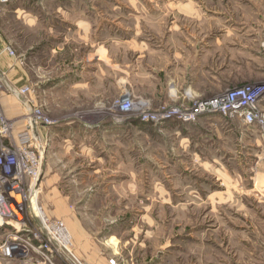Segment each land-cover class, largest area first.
<instances>
[{"label":"rangeland","instance_id":"rangeland-1","mask_svg":"<svg viewBox=\"0 0 264 264\" xmlns=\"http://www.w3.org/2000/svg\"><path fill=\"white\" fill-rule=\"evenodd\" d=\"M0 43V56L16 54L26 115L101 127L75 134L90 146L55 141L46 153L65 185L81 183L64 196L87 240L44 210L67 228L72 262L49 258L43 240L13 258L0 250V264H264V192L248 193L239 155L264 153V128L162 119L264 83V0H12L0 4ZM5 97L8 118L25 113ZM12 233L0 229V249Z\"/></svg>","mask_w":264,"mask_h":264},{"label":"built area","instance_id":"built-area-1","mask_svg":"<svg viewBox=\"0 0 264 264\" xmlns=\"http://www.w3.org/2000/svg\"><path fill=\"white\" fill-rule=\"evenodd\" d=\"M11 1L0 0V4L5 5ZM4 54L16 58L11 48H6ZM13 90L12 95L24 104L25 113L10 119L0 110V229L13 230V233L7 237L8 244L13 238L20 241H26L28 238L30 243L45 240L47 246L51 247L52 244L49 242L53 240L56 246L64 249L67 256L68 253L72 255L69 250L71 237L67 228L63 223L50 222L38 200L39 183L44 170V145L39 128L54 126L56 123L42 121L39 111L35 109H29V114L26 115V87ZM262 100H264V83L235 90L191 109L173 110L168 115L162 116V119L175 118L185 123H192L202 115L218 114L239 118L248 126L255 125L263 129L264 113L260 108ZM126 101L127 103L121 105V109L125 108L128 112V107L125 105L130 101L129 99ZM156 122H159L158 116ZM18 125L22 127L21 131L17 129ZM8 244L0 249L4 250L5 255ZM45 248L49 251L47 247ZM31 249L43 256L46 254L44 247L39 248L42 252L33 246ZM110 264L118 263L110 261Z\"/></svg>","mask_w":264,"mask_h":264},{"label":"crops","instance_id":"crops-1","mask_svg":"<svg viewBox=\"0 0 264 264\" xmlns=\"http://www.w3.org/2000/svg\"><path fill=\"white\" fill-rule=\"evenodd\" d=\"M4 44L5 43H0V51H2ZM3 56H0V86H1L0 104L1 103L3 104L4 102H6L5 96L7 95L13 96L12 91H14L13 89H17V88L13 87L12 79H16L15 77L18 74L15 68L17 66L16 61L8 59L6 55H3ZM23 74H24L23 79H21L20 81L22 82V84H25L26 83V73L23 72ZM83 83H84V80L82 79L80 84H83ZM8 91H10L11 93H9ZM3 107H5V104H3ZM260 108L264 112V100L261 101ZM60 126H65V128L63 129L62 135L60 133H61V128L63 127H60ZM98 127L99 125H91V123L81 122L80 124H76L75 122H68L62 125H55L52 127L45 126V127L39 128V130L44 129V131H47L45 129L49 128L46 134L44 135V137L41 136L40 134L43 145H44V158H45L43 175L39 183L40 185V195H39L40 205L47 212V215L49 217L59 218V219L65 218L68 221L70 227L74 229V231L78 234L77 237H75V239L79 241H83L87 237L86 238L84 237L83 227L82 225H80L79 221H76L75 219L71 217L72 213H70L71 210L69 207L70 204L68 202V197L64 196V193H66V188H68L70 184L73 185L74 187L73 191H74L75 188L81 186V183L73 179H70V184L65 185L66 176L63 177L61 174L52 173V171L50 170V166L48 164L49 162L47 160L48 157H46V153H48L47 150L49 146L55 141L60 142L65 146H68V147L70 146V151H73L77 144H79L80 146H83V145L90 146V143L87 141H85V143L84 142L78 143L77 138L74 136L75 134L78 135V131H84L85 134L89 136V134H92L94 131H97L101 128L99 127L98 129ZM112 129L116 130L120 128L117 127L116 125V126H113ZM102 133L107 134L108 131H102ZM257 146L258 148L260 147L259 149H261L264 146V141L263 140L257 141ZM239 155H241V158H244V159H241L240 162L243 164L242 167L246 168V180L248 182V189H247L248 193L253 192L256 194L259 192H264V153L262 151H259L258 154L246 153L243 155L242 154H239ZM244 161L246 162V166L244 164ZM250 183L253 184V188L251 187L249 188ZM47 190H50V191L47 192ZM68 191H71V189L67 190V192ZM51 194H53L54 196H52Z\"/></svg>","mask_w":264,"mask_h":264},{"label":"bare ground","instance_id":"bare-ground-1","mask_svg":"<svg viewBox=\"0 0 264 264\" xmlns=\"http://www.w3.org/2000/svg\"><path fill=\"white\" fill-rule=\"evenodd\" d=\"M121 103V105L123 106L125 103H127V101L125 102V101H121L120 102ZM116 109H118V108H116ZM123 112H126L127 110L124 108V110H122ZM51 242H49L50 244H52L55 248H57L58 250L57 251H55L56 253H50L49 254V258H56V257H65L68 261H70V262H72L71 260H72V257H70V256H67L66 254L67 253H65V251H64V249L63 248H61V246H56V244H55V241H53V240H50ZM67 241V240H66ZM35 242H38V241H34V243ZM22 243H24L25 244V246H26V248H27V246H29V240H28V238H26V241L24 240V241H20V240H17L16 238H13L12 240H10L9 241V244H8V248H5V252L7 253L6 255L9 257V255L10 256H12L11 258H13L14 257V255H13V251H12V248H15L16 246H20V247H22ZM24 244H23V247H24ZM25 248V247H24ZM31 248H32V245H31ZM30 248V249H31ZM61 250V251H60ZM45 258H48V257H46V256H44ZM49 261V260H48ZM50 262V261H49ZM51 263V262H50Z\"/></svg>","mask_w":264,"mask_h":264}]
</instances>
